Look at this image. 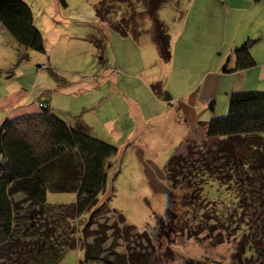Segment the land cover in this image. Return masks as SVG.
<instances>
[{"label": "rangeland", "instance_id": "1", "mask_svg": "<svg viewBox=\"0 0 264 264\" xmlns=\"http://www.w3.org/2000/svg\"><path fill=\"white\" fill-rule=\"evenodd\" d=\"M24 1L32 8L46 52H29V59L8 79L6 72L15 67L18 47L10 35H0V69H5L0 70V103L3 97L9 96L8 102H2L6 108L13 105L30 107L38 98L44 99L45 92H50L51 109L59 117L74 124L77 123L73 118L77 117L76 120L86 123L99 140L118 148V154L111 161L113 166L100 203L116 210L124 217L125 223L135 229L128 240L116 243L115 250L124 253L129 247L131 253L145 256L150 264H264V192L259 188L255 195H244L246 210L243 212L237 206L236 187L228 189L212 181L203 192L194 195V205L201 206L214 199L220 208H225V216L203 217L200 214L198 219L192 216V209L185 205L189 198L184 201L186 196H192V191L185 186L173 188L167 180L166 167L175 156L186 157L189 147L193 148L190 155L195 160L197 152L207 148L204 144L212 146L214 143L206 142L204 125L199 124L194 137L188 138L193 142L185 148L188 139L184 133L193 132L192 128L180 130L181 123L176 122L173 114H167L175 110L176 105H165L151 95V86L161 82L175 101L177 96L174 95L198 85L203 75L212 74L228 49L226 39L231 29L240 23L243 28L250 29L258 16L263 17L261 21L264 22V5L253 7L258 9L255 14L250 12V6H246L247 0H180L179 4L168 1L160 18L170 34L172 57L174 39L178 38L181 55L195 45L200 47L201 56L189 69L187 64L182 65L180 58L178 61V57L177 61L162 63L152 37L145 35L140 42L124 39L108 23L100 21L95 8L100 2L109 0H65L67 7L59 0ZM203 3L207 7L202 8ZM234 5H245L250 11L247 14L236 11L233 18H228L227 14ZM197 9L202 12L196 16L200 12ZM122 14L118 12V17ZM214 24L217 29L215 37L207 38L205 27ZM192 30L194 33L201 31L202 35L195 37ZM11 54L14 64L8 66ZM49 67L57 77L46 70ZM180 80H184L183 86ZM217 103L220 113V108L227 102L226 99L222 101L221 95ZM4 112L0 106V115ZM227 114L228 111L218 117ZM262 136L264 138V133ZM248 145L241 146L238 153L243 155ZM242 197L239 199L243 200ZM76 201L75 193L48 194L50 206H71ZM170 211L175 212V217L171 218ZM57 214L60 213L54 212L55 216ZM57 218L54 217L56 220L51 225L59 224ZM106 218L110 224L114 222L112 216H102L99 221L104 222ZM72 220L63 222L66 234L63 243L69 242L68 246L77 243V246L66 251L61 264H78L85 256L82 244L85 222L78 225ZM214 227L222 232H213ZM244 240L246 243L243 244ZM247 242L252 245L251 250L246 246ZM30 244L21 243L24 258L20 259L16 258L15 252L18 243L11 245L0 254V264H8L9 260L11 264L14 258L20 264H31L43 245L31 252ZM109 245L107 242L105 247Z\"/></svg>", "mask_w": 264, "mask_h": 264}, {"label": "trees", "instance_id": "2", "mask_svg": "<svg viewBox=\"0 0 264 264\" xmlns=\"http://www.w3.org/2000/svg\"><path fill=\"white\" fill-rule=\"evenodd\" d=\"M168 1L180 3V0H109L100 2L95 11L98 19L108 23L121 38L140 42L145 35L152 37L161 62L169 63L172 60L170 34L160 18V12ZM59 2L67 7L65 0ZM118 12L123 14L118 17ZM0 27L18 47L15 67L6 72L9 79L14 70L29 59V52H46L45 42L32 8L24 0H0ZM256 42L248 40L236 48L233 52L234 67L230 70L228 61L223 73L255 68L257 62L251 48ZM11 61L10 66H13L14 61ZM46 70L57 77L51 67ZM163 88L161 82L151 86L159 100L172 106V95ZM50 94L45 92L44 99L38 98L36 112L16 119H13L15 116H5L0 124V254L18 243L16 258H24L23 246L20 245L26 241L32 245L31 252L43 245L31 264H61L66 251L77 246V243L70 246L69 242L63 243L66 239L63 222L73 219L78 225L85 222L82 239L85 256L78 264H150L145 256L131 253L129 247L124 253L115 250L116 243L128 240L135 228L126 224L116 210L100 203L113 166L111 161L118 154V148L91 136L86 132L89 127L82 122L78 121L80 129H77L59 117L51 109ZM4 100L5 97L2 102ZM30 107L25 108L28 110ZM215 107V103L210 106L213 113ZM227 111L225 117L219 118L214 113L211 120L201 123L205 140L214 143L212 146L204 144L207 148L198 151L195 160L190 155L193 148L189 147L186 157L177 155L166 167L167 180L173 188L185 186L192 191V196H186L184 201L189 198L185 205L192 209L191 214L197 219L200 214L203 217L226 214L223 205L220 208L214 199L201 206L194 205V195L203 192L212 181L228 189L236 187L237 206L243 212L246 210L243 206L245 196L255 195L259 188L264 192V91L231 92ZM192 142L186 140L185 148ZM247 143V151L240 155L241 146ZM49 193H75L77 201L71 206H50ZM262 205L264 207V202ZM54 212L60 214L55 216ZM173 213L170 211L171 218L175 217ZM102 216H112L114 222L110 224L108 218L100 222ZM54 217H58V225H51L56 220ZM216 231L222 232L214 227L213 232ZM107 242L110 243L108 248L105 247ZM246 246L252 249L249 242ZM16 258L11 264H20Z\"/></svg>", "mask_w": 264, "mask_h": 264}, {"label": "crops", "instance_id": "3", "mask_svg": "<svg viewBox=\"0 0 264 264\" xmlns=\"http://www.w3.org/2000/svg\"><path fill=\"white\" fill-rule=\"evenodd\" d=\"M260 1L247 0L245 4L246 6L248 5L251 7V11L250 8H247L245 5L243 6L234 5L233 7H231V11L229 14H227V17L233 18V15L236 11L239 12L244 11L246 12V14L250 11L256 14L258 9L253 7H259L260 5H264V1L261 2ZM204 7H207V4L203 3L202 8ZM201 12L202 11L196 13L195 15L197 16ZM262 18L263 17L258 16L256 23H254V26L250 29L243 28L242 23L236 25L233 29H231V34L226 39L228 43V49L225 52V54H223L222 57H220L221 60H219V62L217 63V68L213 71V73L208 76L203 75L204 77L198 81L199 84L192 86L190 89H188V91L182 94L174 95L177 96V99L175 101L173 100V105L174 104L176 105L175 110H170L167 114H173L177 119L176 122L178 124L181 123V126H179L181 127L180 130H182V128L184 127L192 128L193 132L185 131L184 133L185 138L186 137L187 139L189 137L193 138L195 134L194 131L197 132L198 130V125L203 122H207V120L211 118L214 113H216L217 116L223 115L228 109L229 94L231 92L264 91V22L261 21ZM191 27L192 24L190 26V29ZM216 30L217 29L215 28V24H214L209 28L205 27L204 34L207 38L213 39V37H215L214 34L216 33ZM191 34L194 35L195 37H200V35H202V32L197 31L194 33V31L192 30ZM0 35L1 36L4 35V31L1 27H0ZM231 35H233V37L230 40ZM177 40L178 38L173 40L174 55L172 57L171 62L177 61V57H178V61L180 58L182 65L187 64V66H189L190 69L192 66H194L195 62L201 56V53L199 52L200 47H198V45H195L191 51H187V52L185 51L186 54L181 55V50H178L177 47V43H179V41ZM248 40H257L256 44H254L253 47L251 48V53L257 62V66L249 71L223 74L222 70L228 61H229L228 68L232 70V68L234 67V55H233L234 50L242 46ZM11 57L12 54L10 55V57H8V63H7L8 66L9 64H12ZM0 70H5V69H0ZM115 79L117 80V78ZM180 83L182 84V86L183 84H185L184 80H180ZM185 89L187 90V88ZM169 90L172 92V94H174L173 90H171L170 88ZM151 95L154 98H156L153 92L151 93ZM221 95H222V101L226 99L227 104L222 105L223 107L220 108L221 112L218 113L219 105L217 102H219ZM8 97H5L6 101L4 100L3 103L9 101ZM212 103L216 104L214 113L210 110V106ZM165 105L168 104L165 103ZM4 106L7 105L2 104V107L5 110V112L0 116V124L3 121L2 119L5 118V116H10V117L19 116L37 111L36 104H33V106H31L28 110L25 108L26 105H22V106L13 105L8 108ZM129 106L131 107L130 104ZM18 107L20 108L18 109ZM76 118L77 117L73 118V120H75L77 124H74V122L71 123L72 121L67 123L70 124L71 126L76 127L77 129H80L78 125L79 122L76 120ZM82 124L87 125L84 122H82ZM110 131L112 130L110 129ZM86 132H88L91 136H95L93 135V131L91 132V128H89V130H87ZM174 133L176 134L177 132L174 131Z\"/></svg>", "mask_w": 264, "mask_h": 264}]
</instances>
